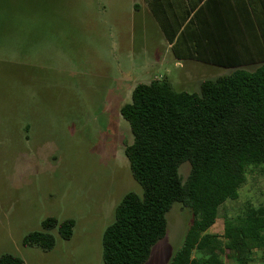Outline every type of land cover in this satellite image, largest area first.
<instances>
[{"label": "rangeland", "instance_id": "obj_1", "mask_svg": "<svg viewBox=\"0 0 264 264\" xmlns=\"http://www.w3.org/2000/svg\"><path fill=\"white\" fill-rule=\"evenodd\" d=\"M7 9L0 14V258L104 264L103 235L117 207L127 194H143L126 155L133 134L121 109L139 84L167 75L157 57L163 36L141 0H8ZM197 73H185L190 92H199L196 81L230 71ZM189 173L184 163V182ZM239 193L210 232L222 237L227 218L264 206L263 168L247 170ZM50 217L72 220V237L45 231ZM166 219V237L145 264H169L193 216L175 203ZM34 232L51 234L54 248L25 245Z\"/></svg>", "mask_w": 264, "mask_h": 264}, {"label": "trees", "instance_id": "obj_2", "mask_svg": "<svg viewBox=\"0 0 264 264\" xmlns=\"http://www.w3.org/2000/svg\"><path fill=\"white\" fill-rule=\"evenodd\" d=\"M149 4L178 58L213 62L177 51L194 23L190 12L179 20L168 19L157 3ZM7 6L8 0H0V14H6ZM16 8L22 10L21 2ZM206 28L210 31L212 26ZM242 28L236 18L234 32ZM205 37H194L197 46ZM237 60L229 56L218 62L230 73L203 81L198 93L178 92L167 80L153 81L139 84L131 103L122 107L133 134L126 155L143 194L129 193L117 207L115 220L103 235L104 264H145L153 247L166 237V215L175 203L188 208L193 221L169 264H224L227 252L234 264H254V252H264V206L249 205L241 216L227 218L222 237L209 233L219 209L239 199L247 170H264V61L248 67ZM184 163L190 164L185 182L180 174ZM74 225L72 220L60 223L50 217L42 226L45 231L58 228L70 239ZM25 245L51 250L55 238L34 232ZM0 264L25 263L5 256Z\"/></svg>", "mask_w": 264, "mask_h": 264}, {"label": "crops", "instance_id": "obj_3", "mask_svg": "<svg viewBox=\"0 0 264 264\" xmlns=\"http://www.w3.org/2000/svg\"><path fill=\"white\" fill-rule=\"evenodd\" d=\"M150 1L141 0L163 36L164 41H161L157 57L159 65L165 68L167 74L162 80L156 78L155 81L168 79L176 91L190 92L188 86L192 81L189 80V76L195 73V75H199L197 71L202 73L203 69L212 73L219 68L226 69L218 66V62H221L225 57H235L248 67L258 66L264 61V0H153L159 5L157 7L163 17L168 19L177 17L179 20L188 12H190V18L195 17L193 26L183 39V44L178 47L179 54L183 56L184 51L191 52L192 57L198 54V57L201 58L202 56L203 58H212L213 62L178 58L173 51L174 44L168 42L151 10ZM192 7H195L193 12ZM135 8L137 11L141 10L139 5H136ZM236 18L243 27L242 31L238 33L233 30ZM208 25L212 26L210 31L206 28ZM203 34L206 37L201 38L200 44L197 46L194 37ZM172 66L177 71L183 70L182 76L174 77L171 73L173 72ZM185 73L189 75L188 79L184 78ZM203 81L205 80L196 81L199 89ZM209 233L213 234L210 231ZM231 256L232 253L227 252L226 256L222 257L224 264H234L233 259L228 258ZM254 258V264H264V252H254Z\"/></svg>", "mask_w": 264, "mask_h": 264}]
</instances>
